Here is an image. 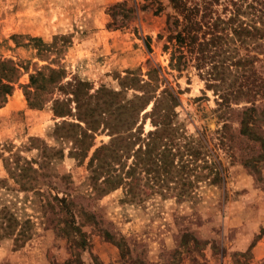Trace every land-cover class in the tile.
<instances>
[{"label": "rangeland", "instance_id": "374dc122", "mask_svg": "<svg viewBox=\"0 0 264 264\" xmlns=\"http://www.w3.org/2000/svg\"><path fill=\"white\" fill-rule=\"evenodd\" d=\"M160 1L165 9L155 15L153 0H0V58L21 66L13 94L0 107V211L6 207L20 220H32L30 238L21 246L15 235L0 240V264H66L75 258L61 230L65 212L54 196L74 201L79 223L95 214L97 224L83 227L90 240L80 254L84 264H264L263 149L241 133L237 111L249 103L242 98L227 112L194 68L179 73L169 67L164 44L171 8L168 0ZM214 1L223 19L239 12L245 24L264 27V0ZM249 51L259 57L256 67L264 78V37L241 49ZM48 66L65 68L66 80L88 81L91 93L102 86L120 90L117 76L128 69H140L147 78L150 67H161V77L180 91L172 174L159 177L138 165L136 200L126 198L125 186L97 194L88 180V161L96 147L110 142V132L100 126L84 160L69 154L72 140L52 136L56 123L75 119L55 117L51 103L30 108L24 93L30 74ZM135 92L128 89L122 97L131 99ZM154 128L148 119L144 133ZM31 137L65 154L46 165L49 176L39 187L21 190L8 178L3 158L12 150L40 161V151L28 149ZM195 146L200 152L189 155ZM248 159L256 161L251 167L258 172L245 164ZM136 160L130 156L120 168L127 171ZM183 161L186 168L180 167ZM104 231L123 238V250Z\"/></svg>", "mask_w": 264, "mask_h": 264}, {"label": "trees", "instance_id": "16d2710c", "mask_svg": "<svg viewBox=\"0 0 264 264\" xmlns=\"http://www.w3.org/2000/svg\"><path fill=\"white\" fill-rule=\"evenodd\" d=\"M153 1L157 3L154 14L158 15L165 6L160 0ZM168 1L171 11L166 18L168 34L164 50L170 53L169 67L179 73L194 68L205 81L207 89L214 90L219 96V105L227 112L235 111L233 104H239L242 98L249 103L237 109L240 131L260 143L263 149L260 158L264 159V104L258 102L259 99L264 101V78L258 74L256 67L259 57L250 51L241 53L244 46L264 37V27L245 24L239 18V12L223 19L214 10V0ZM147 7L143 5L142 9ZM158 36L163 38L160 34ZM150 40L151 37L145 39L148 48ZM20 68L14 60L0 58V107L13 94L20 77ZM161 71L159 66L150 67L145 78L140 69H128L125 75L117 76L120 90L102 86L96 93H91L88 81L78 77L66 80L68 75L65 68L48 66L30 74V82L24 86V93L30 108L42 109L51 103L55 117L75 119L56 123L52 132L56 139L73 141L74 146L69 151L71 156L86 159L95 145L96 133L103 125L110 132L111 140L96 147L89 158L90 185L99 195L125 186L126 198L136 200L140 194L136 189L139 180L135 174L136 166L141 165L147 173L156 171L160 177L161 173L168 176L172 174L176 165L177 153L174 149L179 145L177 138L181 128L175 121L180 91L176 92L161 77ZM128 89L136 92L133 98L124 99L122 96ZM148 119L155 128L145 134L144 124ZM227 126L225 123L224 129ZM28 149H38L42 159H27L20 151L11 149L10 154L3 158L8 178L21 190L39 187L40 182L49 176L46 165L53 158L65 154L63 148L49 146L40 137H31ZM199 152V147L195 146L191 147L188 154L196 156ZM130 156L137 159L136 163L123 171L120 167L126 165V159ZM255 162L254 159H248L245 164L251 167ZM186 164L183 161L180 167L186 168ZM217 177L220 178L219 173ZM8 178L3 179V182ZM259 178L264 179V176L260 175ZM54 199L60 211L65 212L61 230L71 241L75 252V258L68 259L66 264H84L80 254L88 250L90 240L83 227L85 222L97 224L95 214L88 213V221L79 223L72 199L58 196H54ZM31 229V219L20 220L6 207L0 211V240L15 235L16 243L21 246V242L25 243L30 238ZM104 234L123 250V238L117 239L109 231H104ZM95 260L98 258L95 257ZM96 264L100 263L97 261Z\"/></svg>", "mask_w": 264, "mask_h": 264}]
</instances>
